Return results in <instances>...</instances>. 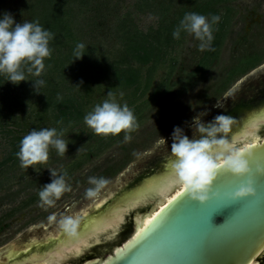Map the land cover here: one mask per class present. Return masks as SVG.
Segmentation results:
<instances>
[{
  "label": "rangeland",
  "instance_id": "rangeland-1",
  "mask_svg": "<svg viewBox=\"0 0 264 264\" xmlns=\"http://www.w3.org/2000/svg\"><path fill=\"white\" fill-rule=\"evenodd\" d=\"M16 2L20 1L0 0V9L14 6ZM138 2L113 0L118 5L120 15L131 13L142 30L157 27L158 17L148 11H139ZM231 5L234 11L228 18L224 37L219 43L212 44L210 50H200V41L189 33L182 43L169 48L170 51L152 74L149 87L146 86L145 73L135 99L130 102L128 96L135 92L134 87L120 88L112 93L121 105L127 103L131 109L139 105V110L134 111L136 127L100 142L99 134L84 125V134L75 138L74 142L69 141L68 151L63 156L50 152L47 163L28 168L21 164L12 165V162L5 165L0 174V252L5 264H14L33 252L43 254L55 248L64 232L60 226L63 218H78V231L92 217L106 213L111 206L129 197L132 199L141 188L128 193L149 177L166 171L171 162V133L175 125L185 127L191 136V128L185 122H191L194 115L208 110L204 119L211 120L223 112L234 118L230 133L233 136L245 128L254 114L264 109V98H255L259 90L256 91V86L264 88V0H236ZM251 51L261 55L260 66L237 77L221 92L220 81L228 67L241 53ZM249 63L250 59L245 58L240 65L246 67ZM24 85H27V81H24ZM217 100L224 102L226 108L214 107ZM258 126L256 135H260L264 121L259 122ZM76 129L81 130L80 127ZM126 134L130 139L125 140ZM161 136L167 139L168 145L160 143ZM9 150L8 138L0 132L1 160ZM126 160H129L127 165L113 174ZM111 165H114V169L108 171ZM48 168L58 173L66 172L65 179L69 185L68 190L52 205L44 204L39 196L43 185L51 180ZM171 172L174 174L171 170L156 176L154 180L164 184L171 177ZM90 177H103L108 181L92 197L87 194L89 189L95 187L89 182ZM110 237V231L102 232L89 244L96 240L108 244L106 241ZM10 247H15L18 254L11 261H5ZM58 261L55 259L51 262L61 263Z\"/></svg>",
  "mask_w": 264,
  "mask_h": 264
},
{
  "label": "trees",
  "instance_id": "trees-1",
  "mask_svg": "<svg viewBox=\"0 0 264 264\" xmlns=\"http://www.w3.org/2000/svg\"><path fill=\"white\" fill-rule=\"evenodd\" d=\"M19 1L1 8L0 14L9 11L17 22L38 20L55 36L50 41L52 54L45 59L40 77L28 72L29 65L24 66L30 79L27 85L24 81L19 84L7 81V75L0 73V132L8 138L10 146L7 156L0 159V174L8 162L21 164L17 156L20 141L33 128L63 129L64 139L74 142L84 134L85 115L102 103V98L108 99L109 91L134 87L135 92L128 94L131 102L139 93L145 73L149 87L152 74L169 48L182 43L189 34L182 31L179 39L172 35L185 13L197 12L209 18L219 15V23L213 25L212 44L219 43L234 11L231 2L236 0H139V11L158 17L157 27L148 31L139 27L131 13L121 16L113 0ZM81 43L85 47L78 49ZM78 52L86 53L75 58ZM245 58L251 61L246 67L240 65ZM260 59L261 55L255 51L241 53L222 77L219 90L223 92L230 82L258 66ZM37 79L45 81L37 89L39 92L31 81ZM138 106L132 110L138 111ZM111 136L114 135L99 134L98 139L104 142ZM50 152L58 153L53 147ZM128 162L112 173L120 172ZM112 169L114 165L108 171Z\"/></svg>",
  "mask_w": 264,
  "mask_h": 264
},
{
  "label": "clouds",
  "instance_id": "clouds-1",
  "mask_svg": "<svg viewBox=\"0 0 264 264\" xmlns=\"http://www.w3.org/2000/svg\"><path fill=\"white\" fill-rule=\"evenodd\" d=\"M220 19L219 15H211L209 18L204 14L188 12L172 35L179 39L181 32L186 31L200 41V50H210L214 40L213 25L219 23ZM54 36L55 34L44 28L38 20L17 22L9 11L0 14V73L7 75V81L19 84L21 81L30 80L24 71V66L29 65L28 72L40 77L45 70V59L52 54L50 41ZM84 47L83 43L77 45L78 49ZM85 53L78 52L75 58H82ZM31 81L36 92L45 84L43 79ZM120 95L123 96V93ZM108 96L109 99L95 105L94 109L85 115V123L96 134L103 135H117L136 127L137 118L127 103L121 105L111 91ZM214 107L226 108V104L217 100ZM207 115L208 110H202L191 118V122H185L191 128V136L187 134L185 127L175 125L170 146L171 166L176 178L192 199L202 203L210 199L214 183L222 171L236 176H244L252 171L251 150L234 142L230 136L234 118L221 112L211 120H205ZM124 138L130 139L127 134ZM160 143L167 144V139L162 137ZM68 145L69 140L64 139L63 129L33 128L20 141L17 156L21 166L28 168L34 164L47 163L50 147L63 156L68 151ZM48 169L51 180L43 185L39 196L44 204L52 205L55 199L68 190L69 185L65 179L66 172L58 173L55 169ZM89 182L95 185L88 190L90 197L96 196L108 183L103 177H90ZM254 192V180L249 176L247 182L232 193V198L244 197ZM78 224L79 219L72 216L60 221L62 229L70 234L75 233Z\"/></svg>",
  "mask_w": 264,
  "mask_h": 264
},
{
  "label": "water",
  "instance_id": "water-1",
  "mask_svg": "<svg viewBox=\"0 0 264 264\" xmlns=\"http://www.w3.org/2000/svg\"><path fill=\"white\" fill-rule=\"evenodd\" d=\"M236 143L246 145L251 150V173L236 176L222 171L214 183L210 199L203 203L192 199L185 189L181 190V197L188 201V206L157 234L136 238L141 220L180 188H174L164 196H153L148 201L141 199L135 203V207L123 214L120 227L114 233L107 230L111 232V237L106 241L108 244L94 242L83 254L62 253L63 259L57 258L61 263L46 261L40 264H264V132L255 139L249 136ZM170 168L171 162L165 172L149 177L128 195L156 176L171 171ZM249 176L254 180V195L233 199L232 193L246 183ZM175 197L179 199L177 195ZM211 216L212 223L217 226L210 225ZM159 220L158 217L146 231L150 232ZM130 246L138 247L139 251L129 255ZM34 254L42 253L33 252L29 256Z\"/></svg>",
  "mask_w": 264,
  "mask_h": 264
},
{
  "label": "bare ground",
  "instance_id": "bare-ground-1",
  "mask_svg": "<svg viewBox=\"0 0 264 264\" xmlns=\"http://www.w3.org/2000/svg\"><path fill=\"white\" fill-rule=\"evenodd\" d=\"M261 121H264V109L261 112L254 114L251 117V119L247 122L245 128L240 133L232 136L231 138L233 139L234 142H236L237 140H239L241 138L248 137V136H250L251 138L253 136L256 137L257 136L256 133L259 130L258 123ZM254 141L257 142V140H254ZM170 169L173 170L172 166ZM170 174L173 175L172 172ZM159 182H160L159 180H154V179L150 180V182L146 183L143 188L138 190L133 195L134 197L132 199H131V197H129L128 199H125L122 203H116L115 205H113L112 208L108 212L101 213V214H98V215L92 217L90 220H88V222L84 225L83 228H80L75 233L70 234V233L64 231L63 234L58 239V244L50 252L43 253V254H34V255H31L28 258L23 259V260H20V261L16 260V262H14V264H17V263H19V264H29V263L40 264L42 262L46 263V261L51 262V261L57 259L59 256H62L61 255L62 253L68 252V251H66V248L71 246L70 245L71 241H78V240L82 239L83 236L86 234L89 237V239H88V245L89 246H87V247L81 246V253L83 254V252H85L89 248H91V245L89 243L92 242L95 237L100 235V233L105 232V231H100V229L103 227L104 221L107 218H111V217H114L115 215L119 214L120 209L122 207H128L129 204L133 203L135 200H136L135 201L136 203H137V201L141 200L138 196V194L140 192H142L148 188H151L155 185H158V184L163 185V183L160 184ZM181 190H183V189L180 188L179 190H177L171 197L165 199L164 202L165 203L169 202L173 197H175L177 195V192H181ZM148 200L149 199H146V201H148ZM164 202L155 211H153V213L150 214L149 216H155L157 213V210L160 209L165 204ZM94 228L96 229L95 232L93 231ZM17 254H18L17 249L15 247H10L8 252H7L6 258H5L7 260H5V261H11L12 258L15 257ZM3 262L4 261H2L0 259V264H2Z\"/></svg>",
  "mask_w": 264,
  "mask_h": 264
},
{
  "label": "snow or ice",
  "instance_id": "snow-or-ice-1",
  "mask_svg": "<svg viewBox=\"0 0 264 264\" xmlns=\"http://www.w3.org/2000/svg\"><path fill=\"white\" fill-rule=\"evenodd\" d=\"M252 138H255L254 136ZM174 188H182L185 189L183 185L179 182V180L176 178V176L173 174L166 183L163 185H155L151 188H148L138 194L140 199H148L153 196H164L166 192L171 191ZM254 195V194H252ZM177 199L176 197H173L172 200L168 202V204L161 210V212L157 213L155 216H149L148 218L141 220V227L136 232V238L141 237H148L150 235H155L161 230H163L165 227H167L171 222H173L181 213L182 211L188 206V201L183 199L181 197V193L177 192ZM166 198V196H165ZM138 202V201H137ZM135 203L133 202L129 204L128 207H122L120 209L119 214L115 215L114 217L107 218L104 221L103 227L100 229V231H107L111 230L113 233L120 227L121 220L123 219V214L127 213L131 207H135ZM163 213V216L161 215ZM160 218L159 223L155 225V227L152 228V230L146 231L149 229L150 225H153V222L157 220V218ZM212 216L209 219L210 225L217 226L212 223ZM224 224V223H223ZM93 231L95 232L96 229L94 228ZM88 239L89 237L85 234L82 239L78 241H71L70 247L66 248V251L68 252H74L76 255H79L81 252V246L87 247L88 245ZM96 243H99V240L95 241ZM259 250V249H258ZM257 250V251H258ZM117 251H120L117 249ZM139 251L138 247H129L128 253L129 255H135L136 252ZM255 252V254L257 253ZM254 254V255H255ZM252 255L251 258L254 256ZM250 258V259H251Z\"/></svg>",
  "mask_w": 264,
  "mask_h": 264
},
{
  "label": "flooded vegetation",
  "instance_id": "flooded-vegetation-1",
  "mask_svg": "<svg viewBox=\"0 0 264 264\" xmlns=\"http://www.w3.org/2000/svg\"><path fill=\"white\" fill-rule=\"evenodd\" d=\"M260 66V65H258ZM258 66H256L254 69H256ZM253 69V70H254ZM259 89V90H258ZM258 90L257 94L255 95V98L257 100H260V99H263L264 98V88H261L257 85L256 86V91ZM239 107H242V106H239ZM244 108V107H243ZM259 131V130H258ZM264 132V128L263 127H260V133Z\"/></svg>",
  "mask_w": 264,
  "mask_h": 264
}]
</instances>
